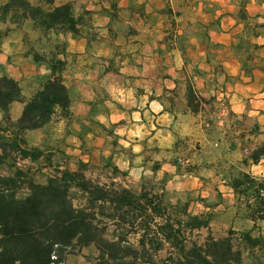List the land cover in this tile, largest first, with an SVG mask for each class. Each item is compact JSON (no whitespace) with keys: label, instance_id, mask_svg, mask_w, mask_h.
Returning a JSON list of instances; mask_svg holds the SVG:
<instances>
[{"label":"crops","instance_id":"crops-1","mask_svg":"<svg viewBox=\"0 0 264 264\" xmlns=\"http://www.w3.org/2000/svg\"><path fill=\"white\" fill-rule=\"evenodd\" d=\"M26 1L45 9L70 3L76 18L89 21L79 32L49 30L62 43L56 57L66 63L70 112L57 108L26 132L39 153L25 159H45L49 173L101 170L136 193L152 178L166 190L197 194L226 219L236 209L231 183L240 171L264 180V154L257 163L249 154L264 144V0ZM8 2L0 0V9ZM35 23L0 13V77L16 79L25 100L52 73L53 52L36 51L43 29ZM51 34L41 42H58ZM24 107L11 104L14 123ZM184 164L193 167L180 171ZM235 215L208 229L258 238L257 264H264V219Z\"/></svg>","mask_w":264,"mask_h":264},{"label":"trees","instance_id":"trees-1","mask_svg":"<svg viewBox=\"0 0 264 264\" xmlns=\"http://www.w3.org/2000/svg\"><path fill=\"white\" fill-rule=\"evenodd\" d=\"M5 6L23 8L24 16L29 15L46 30L79 32L80 19L75 17L70 3L44 9L26 0H9ZM49 66L51 76L26 100L16 79L7 74L0 77L4 121L16 129L11 143L0 144L3 152L9 144L23 157L36 158L31 150L20 146L18 136L45 125L57 108L69 114L71 97L63 78L66 63L53 56ZM19 100L25 102V107L14 123L10 107ZM199 103L195 90L189 88L190 107L196 111ZM254 152L251 159L257 163L264 146ZM83 167L78 171L64 170L61 177H53L45 184H32V192L25 198L17 196V177L0 174V264H61L68 248L91 243L97 245L103 258L131 261L130 264H155V257L164 249L168 251L161 258L162 264H244L242 252L234 244L233 230L221 238L209 233L200 241L195 232L208 228L211 221L203 214H194L189 202H165L161 194L147 189L146 182L140 194L115 181L96 182L86 177ZM231 185L238 200L245 199L247 217L255 222L263 220L264 180L242 171ZM72 187L84 194L83 206L75 205ZM161 191L166 192L163 183ZM110 222L132 225L136 233H141L138 245L133 247L121 236L109 238ZM245 239L254 246L260 243L249 234Z\"/></svg>","mask_w":264,"mask_h":264},{"label":"rangeland","instance_id":"rangeland-1","mask_svg":"<svg viewBox=\"0 0 264 264\" xmlns=\"http://www.w3.org/2000/svg\"><path fill=\"white\" fill-rule=\"evenodd\" d=\"M36 6V5H35ZM41 8H44L43 6H40ZM45 9V8H44ZM11 12L16 17H24L25 10L20 7H9L6 8V6H3L1 8V13L4 15L5 13ZM80 19L81 24L88 23V17L82 16ZM36 22V21H35ZM35 27L43 29V31L40 32L41 38L44 36L48 37V34H51L52 32L49 30L44 29L41 27L38 22L35 23ZM38 37V36H37ZM51 38L55 41H58L56 43L52 42L48 44L47 39L45 38V41L41 42L40 39H37V52L42 53V49L46 47L50 52H53L54 56H56V52L60 49L62 46L61 41L58 40L57 34H51ZM43 44V45H42ZM52 58V56H51ZM42 59H45L44 56H42ZM200 106V103H199ZM199 108V107H198ZM13 132H16V129L14 125L7 123L6 121H3L0 123V144L3 143H11V138L14 137ZM26 132L22 133L18 136V143L22 148H25L27 150H31L32 154H38L39 151L33 147H29L27 145V137ZM11 136V137H9ZM264 146V144L260 145ZM260 146H257L259 148ZM253 149L249 151V154L252 156L257 149ZM250 156V157H251ZM45 159L43 161L39 162H32L31 159H25L23 157L22 153L14 146L9 145L6 148V151L3 152V150L0 147V174L5 176H11V177H17V180L19 182L20 187L17 190V196L19 198H25L32 192V184H45L47 183L51 178L53 177H61L63 171H61L58 168L54 169V172H50L45 170ZM246 165H249L246 163ZM191 165L184 164L180 171H187L192 169ZM84 168V173L87 178H90L96 182L102 181L105 183V180H107L108 183L112 182L110 178V175H108L106 172L96 169H89ZM88 171V172H87ZM242 172V171H240ZM248 172V171H245ZM250 172V171H249ZM251 173V172H250ZM115 174V172H114ZM255 176V175H254ZM116 182V181H115ZM147 189L151 190L153 194H161L164 198L165 202H173L177 203L178 201L189 202L190 203V210L194 214H203L204 216L208 217L211 222H232V218L236 217L235 213L240 214L243 217L248 216V208L246 205L245 199L242 201H239L237 198V202L235 204L236 209L234 210L232 215H228V218H222L219 216V213L216 211H213L212 209H207V207H213L210 204H206L204 202V199L197 196V194H179L176 191L172 190H166L165 193H162V183L160 181L154 180L152 178L145 179ZM124 186L122 183L117 182ZM142 192V191H141ZM141 192L137 193L140 194ZM136 193V192H135ZM71 196L74 199V203L77 206H83L86 203V199L84 198V194L79 191L77 187H72L70 191ZM256 222H262V221H256ZM219 227V231H217L218 236L215 235L216 230H211L208 228H202L195 232L197 236H200V241H203L204 238L211 233L216 238H221V230ZM237 232H234V244L237 249H239L242 254L245 256V263L246 264H257V246L254 247V245L250 244L245 239L246 232H241L242 236L244 237V240H240L237 235H235ZM141 233H136L132 227V225L128 224L127 226H124L123 224L120 225V223L110 222V226L107 231V236L111 239L117 238L119 236L123 237L124 239H127L131 242L133 247H136L138 245V240L140 238ZM228 234V233H227ZM126 242V241H125ZM167 249L162 250L157 257H155V264H162L161 258L166 257L167 255ZM264 253V242L262 243V247L259 249V254L262 255ZM129 260H132L129 258ZM129 261H113L111 259L103 258L101 255V251L95 245L94 243H91L89 245H79L76 244L70 248L67 249V251L64 254V261L61 264H130Z\"/></svg>","mask_w":264,"mask_h":264}]
</instances>
